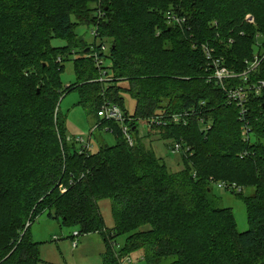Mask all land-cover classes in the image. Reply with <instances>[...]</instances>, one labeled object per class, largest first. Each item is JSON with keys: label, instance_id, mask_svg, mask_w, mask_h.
Listing matches in <instances>:
<instances>
[{"label": "trees", "instance_id": "1", "mask_svg": "<svg viewBox=\"0 0 264 264\" xmlns=\"http://www.w3.org/2000/svg\"><path fill=\"white\" fill-rule=\"evenodd\" d=\"M168 11L185 21L169 24ZM80 24L96 28L91 44ZM202 43L239 74L257 58L248 82L264 79V0H0V264H44L29 232L44 211L75 236L102 234L104 264L137 250L145 264H264V92H249L241 114L225 90L246 82L211 78ZM74 54L76 81L64 86ZM94 54L109 60L107 83ZM72 89L115 144L78 151L58 105ZM103 101L131 117L133 145L117 122L100 121ZM184 112L185 124L139 129L138 120ZM153 135L168 149L182 144L178 168L155 154ZM220 181L242 188L229 192L245 203L247 230L238 232L233 211L211 194Z\"/></svg>", "mask_w": 264, "mask_h": 264}, {"label": "rangeland", "instance_id": "2", "mask_svg": "<svg viewBox=\"0 0 264 264\" xmlns=\"http://www.w3.org/2000/svg\"><path fill=\"white\" fill-rule=\"evenodd\" d=\"M97 10L99 11L98 7L96 8ZM91 30L92 27L85 24H80L76 27L78 36H81L90 44L93 42ZM260 40L261 38L258 39V41ZM52 42L55 45L64 44L63 40L60 39H54ZM75 58H77L75 54L71 55L69 60L64 62V67L60 75L64 86L76 81V75L73 69ZM104 62L106 65L109 64V60L107 59ZM104 76L102 75L101 79L105 78ZM111 79L112 77L108 75L105 82L107 83ZM79 97V91L72 89L64 94L58 103L61 113L65 116V125L68 134L81 135L84 139H87L90 130L93 129V133L90 135L92 142L91 152L98 151L99 146L104 143L108 145L115 144L116 138L113 133L107 131L104 127H99L100 125L94 128L96 117L78 102ZM124 102L128 104L129 110L132 111L134 108V100L129 94L124 96ZM146 121L141 122L138 120L139 129L142 133L147 132ZM151 139V147L155 154L162 157L170 169L178 168V154L172 153L168 149L167 144H170V141H162L155 135ZM211 188V194L215 196L217 204L222 207H228L233 211L236 220V230L238 232L247 230L249 227L244 201L231 192L218 188L214 183L211 184ZM244 192L247 195H251L253 188L248 187ZM98 205L106 227L111 228L113 220L108 199H99ZM76 231L77 229L75 227L60 225L58 220L48 217L45 211L40 213L32 221L29 228L31 238L41 243L40 258L44 261V264H104L103 257L105 256L106 246L102 234L93 232L74 236ZM124 240L123 235L114 238L111 241L113 249L118 251L124 245ZM123 254L125 255L124 252ZM128 255V257L122 260L123 264H145L139 250ZM128 258L131 260L130 263L127 262Z\"/></svg>", "mask_w": 264, "mask_h": 264}, {"label": "built area", "instance_id": "3", "mask_svg": "<svg viewBox=\"0 0 264 264\" xmlns=\"http://www.w3.org/2000/svg\"><path fill=\"white\" fill-rule=\"evenodd\" d=\"M166 20L169 24H178L181 25L185 19L184 17H180L172 12H167L166 14ZM96 33V28L93 27L91 30V34L94 35ZM201 48L205 54L206 59L211 64L212 68V74L211 78L216 80L219 84L223 85V83L231 78L242 76L245 85H239L233 88H228L225 90L226 92V98L228 100V103H235L240 108V113L244 114V110L246 109V105L248 102L249 92H253L254 95H258L262 92H264V79H258L255 82H248V76L250 71H252L259 63V60L256 58L254 61L249 62L247 69L244 70L242 73H236L232 71L231 69H228L222 61L221 57L214 55V48L208 44V43H202ZM104 46H102V50H104ZM94 60L96 62V65L101 67L103 64H105L104 59L99 57L97 54H94ZM102 75H105L103 79H101ZM106 71L103 69L101 70V74L99 77V81H106ZM98 117L100 121H114L117 122L120 126L121 132L124 135L125 140L129 144V146L133 145L134 138L130 132L129 123H131V117L126 116L121 108L112 102H105L101 105L100 109L97 112ZM184 116H186V113L180 114H172L171 119L168 121H163L164 115H158L157 117L149 118L145 123L147 125V131L150 130L153 126L160 124V125H168L170 121L174 123H180L184 119H182ZM182 119V120H181ZM168 122V123H167ZM185 124V121H183ZM99 124L95 123L94 128H97ZM93 129L90 130L89 136L87 139H84L81 135H74L69 137L70 139H73L77 145H78V151L80 153L87 152L91 150L92 142L90 140V135L93 133ZM182 144L180 142L173 141L171 143V146L169 147V151L172 153L179 154L182 149ZM189 148L186 147L184 151L188 150ZM218 188L230 191H241V187L236 185L235 183H227L224 181L215 182L214 183ZM28 224L26 225V227ZM75 236V235H74ZM74 245L75 242H73ZM128 257V256H127ZM128 263L131 262L130 258L127 260Z\"/></svg>", "mask_w": 264, "mask_h": 264}]
</instances>
